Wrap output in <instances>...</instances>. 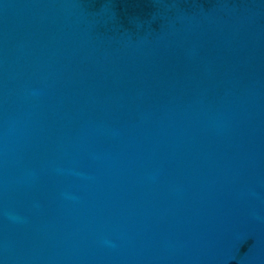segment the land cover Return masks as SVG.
<instances>
[{"label": "water", "instance_id": "95a60500", "mask_svg": "<svg viewBox=\"0 0 264 264\" xmlns=\"http://www.w3.org/2000/svg\"><path fill=\"white\" fill-rule=\"evenodd\" d=\"M0 264H264V0H0Z\"/></svg>", "mask_w": 264, "mask_h": 264}]
</instances>
